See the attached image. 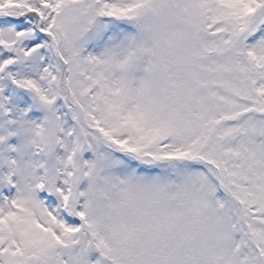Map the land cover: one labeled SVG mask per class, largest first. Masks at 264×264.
<instances>
[{"label":"snow or ice","instance_id":"1","mask_svg":"<svg viewBox=\"0 0 264 264\" xmlns=\"http://www.w3.org/2000/svg\"><path fill=\"white\" fill-rule=\"evenodd\" d=\"M0 264H264V0H0Z\"/></svg>","mask_w":264,"mask_h":264}]
</instances>
